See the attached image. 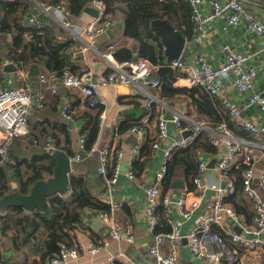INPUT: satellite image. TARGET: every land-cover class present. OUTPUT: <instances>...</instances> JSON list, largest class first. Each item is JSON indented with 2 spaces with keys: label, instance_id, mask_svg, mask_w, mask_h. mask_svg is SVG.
I'll return each mask as SVG.
<instances>
[{
  "label": "built area",
  "instance_id": "obj_1",
  "mask_svg": "<svg viewBox=\"0 0 264 264\" xmlns=\"http://www.w3.org/2000/svg\"><path fill=\"white\" fill-rule=\"evenodd\" d=\"M32 7L25 16L28 26L43 27L45 21L56 23L64 29L75 43L72 49L71 62L80 61L84 65L82 72H74L66 67L60 75L50 72L40 73L37 77L38 89L33 90L28 85L12 89L0 87V166L12 162L9 149L14 140L26 137L29 134V117L33 104L41 109L45 94L52 96L58 94L61 88L68 93L82 98L89 109H103L99 116L98 130L103 129L105 124V101L99 93L100 87H115L126 85L136 91L140 106L149 109L153 102L150 91H159L161 84L155 78V74L161 68L152 65L143 58H138L130 63L117 64L111 59L110 54L115 50L111 45L106 51L101 52L97 43V37L103 35L115 25L114 19L106 16L105 4L94 1L91 7L98 10V17L86 27L77 26L69 19V13L64 4L47 5L35 0H28ZM190 8V20L193 24L192 41L199 44L207 38V24L215 18L225 16L230 25L243 24L245 29L258 37L264 38V20L249 9L246 0H185ZM258 2L259 0H252ZM204 3L210 4V13L201 16L199 6ZM33 8L45 21L37 19L32 14ZM264 51V43H263ZM224 61L218 67H212L202 54L196 55L191 64L182 62L181 57L168 63V67L178 71L185 78L190 89H199L220 101L221 106L227 110L230 118L238 128L252 134L255 138L264 139V125L248 120L236 107L231 106L222 98L221 78L229 74L233 76L234 86L241 90H250L256 77V71L246 67L252 54L236 53L228 46L223 47ZM95 56L106 63L100 74L87 66L89 58ZM19 70L18 66L16 65ZM21 71V70H20ZM24 75L21 74L20 78ZM249 105H256L264 119V89L253 93L248 98ZM59 114L68 130L71 125L77 133V139L72 144L71 155H68L71 165L83 162L92 155H96L99 162L97 173L102 177L108 193L112 191L119 173V164L124 156L121 150L113 147L98 148L94 143L89 150L85 149V138L82 135L83 127L75 126L76 111L71 100H61ZM171 122L177 132V139H171L163 149V165L156 182L145 188V207L143 210L144 222L151 236V244L147 249L145 260L137 261L126 255L120 248L121 243L132 244L133 234L130 230H122L113 225L109 213L115 208L121 207L120 203L108 201V212H96L97 218L102 223L107 235L105 240L96 244H82L75 247L60 246L58 253L49 260L48 264H76L85 255L91 259L89 264H98L95 260L101 253L106 252L109 243L114 242L119 247L114 253L107 254L110 264H176L178 249L183 241L193 258L206 264H234L237 262L240 249L244 254H264V146L258 148L255 141L240 137L230 130L224 123L213 125L204 119H197L194 115L183 116L175 113ZM101 129V130H102ZM70 131V129H69ZM128 132L131 135L142 138L145 131L141 125L132 126ZM184 134H188L184 137ZM206 134L207 142L211 147L219 148L225 145L228 149L226 155L216 158L215 170L218 180L205 181L207 166L199 160L197 174L192 178L193 188L185 190L176 201V207L182 218L187 219L191 213L204 205L202 215L191 226L186 236L178 233V223L171 222L166 218V224L170 226V232H157L159 225L158 208H166L171 204L168 198L162 196V180L166 173V164L172 154L190 146ZM168 137L167 120L160 118L156 123L155 132L150 136L151 152L159 149L162 142ZM45 148L49 152L55 149L54 144L47 140ZM130 163L140 159L137 147L128 152ZM115 162L111 170V160ZM239 166L244 167L241 171V188L243 197L247 200L252 211V223L244 222V218L238 215L234 208L226 200L235 192L234 178L228 174L231 169ZM125 176L133 181L135 174L132 167ZM257 180V182H255ZM212 195L206 198L205 194ZM243 222V224L241 223ZM238 228L239 232L234 231ZM167 243V252L162 246Z\"/></svg>",
  "mask_w": 264,
  "mask_h": 264
},
{
  "label": "crops",
  "instance_id": "obj_2",
  "mask_svg": "<svg viewBox=\"0 0 264 264\" xmlns=\"http://www.w3.org/2000/svg\"><path fill=\"white\" fill-rule=\"evenodd\" d=\"M222 1V0H221ZM249 9L254 12L258 17L264 20V0L253 2L252 0H246ZM91 7V6H89ZM198 12L201 16H206L210 13V4L204 3L199 6ZM38 19L45 21V18L41 15L36 16ZM115 25L107 30L103 35L97 37V43L100 46L101 52L106 51L111 45L115 46V50L120 46H126L133 52V60L135 61L137 52L134 50L135 43L132 40L126 39L123 36L124 25L121 15L114 17ZM71 22L77 26L86 27L93 22L94 18L82 13L77 18H71ZM191 22V20H190ZM46 24H50L48 20ZM192 31L188 35H184L186 42L181 52L182 62L191 64L196 55L202 54L207 62L212 67L220 66L223 61L222 49L225 46L231 48L236 53L252 54V58L247 62L246 67L252 68L256 71V77L253 82V87L250 90L241 91L237 89L233 84L232 74L221 78V90L222 98L231 106L241 110L242 114L250 121L257 124L264 125V119L260 112V109L256 105H249L248 98L255 92L264 89V51L263 43L264 38L258 37L255 34L248 32L243 24L232 26L228 23L225 16L215 18L207 24L208 35L207 38L201 40L199 44L192 41L193 24L191 22ZM67 36V34H66ZM61 38V37H59ZM64 39V38H63ZM60 39V40H63ZM6 44L9 45L11 37L5 39ZM6 45H0V55L3 59L0 70V87L3 89L19 88L29 86L34 91L38 89L37 77L30 78L27 76L28 67L22 71L18 70L16 64L8 62L6 60ZM166 57V56H165ZM87 66L92 70L100 74L101 70L105 68L106 63L103 59L91 56L89 58ZM168 63V62H167ZM6 64H13L17 71L6 73L3 72V68ZM31 65V64H30ZM73 68L74 72H82L84 65L80 61L75 62ZM40 73L45 71L41 70ZM39 73V74H40ZM21 74L24 75L20 78ZM173 88L178 91L173 98L161 99L159 91H150V95L153 97L154 108L150 118L149 115L145 116L144 112L140 111L137 107L132 106L130 102L138 101V96L135 90L126 85H117L115 87H100L99 93L103 97L105 105V124L103 129L98 130L95 143L98 148L113 147L115 150H121L124 156L119 164V173L117 182L112 186V191L107 192L105 184L101 176L97 173L99 167L98 158L96 155H92L89 159L74 164L71 176H78L83 178L89 185L92 196L103 204H107L108 201L114 203H120L121 207L115 208L109 213L110 221L113 225L119 227L122 230H130L133 234L134 241L132 244L121 243L120 248L126 253L127 256L137 261H144L148 247L151 244V236L147 231V226L143 218V210L145 207V188L156 182L158 174L161 171L163 165V149L166 147L171 139H177V132L174 124L171 120H167V139L161 143L160 147L156 151H152L147 158H140L134 163H130L128 158V152L130 149L137 147L139 151L146 144V141L155 132L156 123L160 118L166 120L165 116H172L175 113L183 116L194 115L197 119H201L197 114L196 107L192 104V101L187 94L183 93V90H189L185 78L179 77L173 84ZM208 94V93H207ZM209 95V94H208ZM45 101L41 109L36 108V104H33L31 114L29 117V134L27 138L31 141H38L45 143L47 140L51 143L59 146L58 150L66 153L65 150L72 151V144L77 139V133L74 130V126H70L66 129L60 114H59V102L65 98L71 100L75 106L76 117L75 126L86 127V132L89 129L91 119L100 110L89 109L82 98H78L64 89L58 90V94L54 96L46 93ZM210 96V95H209ZM211 98H213L211 96ZM219 105L220 111L226 114L230 118L227 110H225L218 99L213 98ZM103 109H101L102 111ZM138 120V125H141L145 131V135L142 138L131 135L128 130L125 132H119V127L123 121L126 123H133ZM205 120V119H204ZM224 123V122H222ZM234 123V122H233ZM135 124V123H133ZM225 124V123H224ZM136 125V124H135ZM226 125V124H225ZM227 126V125H226ZM229 128V127H228ZM230 129V128H229ZM232 130V129H230ZM233 131V130H232ZM235 132V131H233ZM237 133V132H235ZM130 136H133L137 142L136 146H133L130 142ZM133 141V140H132ZM255 144L258 148L264 146L263 138H255ZM56 149V148H55ZM214 154L200 152L197 155V160H201L206 163L207 170L204 176L205 181L212 182L218 180V174L215 170V164L213 168H209L210 163L221 155H226L227 147L220 146L215 148ZM22 154H17L15 149L12 151V158L20 160ZM26 158H29L28 156ZM114 159L111 160L109 169L111 170L114 165ZM2 167V166H1ZM132 167L135 179L129 180L125 173ZM6 181H0V187H6L11 192L19 190V183L16 181L11 173L5 175ZM176 178H181L184 181L183 189H173L169 186V189L165 192L162 191L163 197L168 198L171 202L166 208H164L163 218L168 219L171 222L178 223V233L181 236H186L195 223V221L202 215L204 205L193 211L189 218L184 219L180 216L176 207V201L182 196L187 188V181L182 176L181 172H177ZM173 179V180H174ZM171 181V183L173 182ZM170 183V184H171ZM192 185V184H191ZM162 188V187H161ZM190 190V189H189ZM10 192V193H11ZM6 195V194H5ZM212 195L211 192L205 194L206 198ZM245 203L251 213L250 206L247 200L244 198ZM109 211V210H108ZM107 211V212H108ZM94 209H87L83 213L82 222L75 229L70 232V240L68 241V248L78 246L80 244L87 246L90 244H96L100 240H105L107 235L104 232L102 223L97 218ZM105 212V211H102ZM6 212L0 214L4 216ZM159 229H162L165 224H162L160 215L158 216ZM246 223V221L244 220ZM243 224V222H241ZM252 223V217L250 224ZM247 224V223H246ZM248 224V225H250ZM166 227H170L165 225ZM239 232L238 228H234ZM164 230V229H163ZM163 230L159 232H163ZM264 238V233L262 234ZM4 243V245L2 244ZM5 246V247H4ZM116 243L111 242L106 249V252L101 253L95 258L98 264H110L107 260L108 253H114L118 247ZM46 246L43 242H40V238L34 234L29 243H21L19 241L13 242L12 233L1 232L0 227V255L2 261L6 264H41L40 255L45 250ZM169 245L167 243L162 246V250L167 252ZM24 251H23V250ZM240 254L237 262L234 264H264V254H244L242 249L239 250ZM91 258L85 255L76 264H89ZM123 264V262L119 263ZM176 264H206L193 258L186 242L183 241L178 249V259Z\"/></svg>",
  "mask_w": 264,
  "mask_h": 264
},
{
  "label": "trees",
  "instance_id": "obj_3",
  "mask_svg": "<svg viewBox=\"0 0 264 264\" xmlns=\"http://www.w3.org/2000/svg\"><path fill=\"white\" fill-rule=\"evenodd\" d=\"M35 1L47 5L64 4L69 13V19L70 17H79L84 8L91 6L94 1H101L105 4L106 16L114 19L112 17L121 15L124 25L123 36L135 43L136 59L143 58L152 65L161 66L155 74V78L161 84L159 89L161 99H170L179 93L173 88V84L182 75L168 67L164 47L159 38L151 31L150 23L154 20L166 19L183 36L190 34L192 31L190 8L185 0ZM31 7L32 5L28 0H0V45H6V60L16 64L21 71L30 64H37L42 71L55 75H60L66 67H70L73 71L76 66L71 62L70 55L75 43L70 39L69 34L56 23L51 22L43 27L28 26L25 16ZM8 36L11 37L9 45L5 41ZM2 62L3 59L0 55V70ZM182 92L187 94L192 104L195 105L197 114L201 119H205L213 125L224 122L240 137L255 141L252 134L235 126L229 117L220 111V105L206 92L199 89L183 90ZM130 104L140 108L139 110L144 112L145 116L149 115L148 118L152 116L154 103H151L149 109L141 107L139 100L130 102ZM100 114L101 109L91 119L87 132L86 127L83 128L82 135L85 138L86 150H89L95 143ZM133 123L127 124L126 121H123L118 133L125 132L132 126H139L138 120L133 121ZM207 139V135L203 134L190 146L179 149L172 154L166 164V173L161 184L163 192L169 189L171 181L179 171L187 181L188 190L193 188L191 181L197 174L198 153L214 154L216 152L215 148L208 144ZM55 148L58 149L59 146L55 144ZM63 150L66 151L67 155H71V151ZM10 151L11 148L9 149L11 156L12 152ZM139 152L140 158H147L151 154L150 140L146 141ZM50 154L51 152L34 151L29 158L17 160L13 157L12 162L0 166V181L5 182V175L11 173L12 177L19 183L18 191L26 194L34 182L51 176L53 162ZM243 168L239 166L228 172L234 178L235 192L226 201L231 204L238 215L244 218L247 224H250L252 216L245 203L241 188V171ZM10 192L6 187H0V197ZM87 209L107 212L108 206L92 196L89 185L83 178L72 175L68 194L52 197L43 209L34 212H26L21 208L7 210L4 216H0L1 232L12 233L13 242L16 243L17 241L29 243L32 236L37 235L40 242L46 246L40 255V262L41 264H48L49 260L58 253L60 246L70 247L68 246V241L71 238L70 232L81 224L83 213ZM163 212L164 208L159 207L157 213L158 216L160 215L161 223L167 225L166 219L163 218ZM159 225L157 232L163 229L161 233L170 232L169 227L164 225L162 229H159ZM0 264H6L2 261L1 255Z\"/></svg>",
  "mask_w": 264,
  "mask_h": 264
},
{
  "label": "water",
  "instance_id": "obj_4",
  "mask_svg": "<svg viewBox=\"0 0 264 264\" xmlns=\"http://www.w3.org/2000/svg\"><path fill=\"white\" fill-rule=\"evenodd\" d=\"M83 13L94 19L98 17V10L94 7H85ZM32 14L37 16L38 10L33 8ZM150 29L159 38L161 44L163 45L166 61L168 63L180 57L186 39L180 32L175 30L168 20H154L150 23ZM110 56L117 64L130 63L133 60V52L126 46L118 47L110 54ZM16 71L17 69L13 64H6L3 68V72L6 73ZM39 73V65H29L27 72L28 77H37ZM165 118L166 120H171L172 116H165ZM187 135L188 134H184L183 136L186 137ZM130 140V143L133 146L137 145L133 136H130ZM50 158L53 162L51 176L44 180L34 182L26 194L14 191L0 197V214H3L12 208H21L26 212H34L38 209H43L47 205L48 200L52 197L64 196L68 194L71 173L73 170L69 157L65 152L56 149L50 154ZM1 160L0 156V163ZM214 164H216V160H213L210 163L209 168H213ZM255 182H257V180H255ZM170 186L173 189H183L184 181L181 178H176Z\"/></svg>",
  "mask_w": 264,
  "mask_h": 264
},
{
  "label": "rangeland",
  "instance_id": "obj_5",
  "mask_svg": "<svg viewBox=\"0 0 264 264\" xmlns=\"http://www.w3.org/2000/svg\"><path fill=\"white\" fill-rule=\"evenodd\" d=\"M28 136V135H27ZM27 136L16 139L13 141L12 146H11V151H16L17 154H22L20 156V159L25 158V157H30L32 155V153L34 151H45V152H49L46 148H45V143H41L38 141H30ZM12 157V156H11ZM13 159V158H12ZM4 245V243H2ZM5 247V246H4ZM23 250V249H22ZM24 251V250H23Z\"/></svg>",
  "mask_w": 264,
  "mask_h": 264
}]
</instances>
